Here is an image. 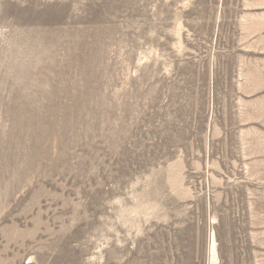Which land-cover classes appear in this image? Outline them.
I'll return each instance as SVG.
<instances>
[{
    "label": "rangeland",
    "instance_id": "rangeland-1",
    "mask_svg": "<svg viewBox=\"0 0 264 264\" xmlns=\"http://www.w3.org/2000/svg\"><path fill=\"white\" fill-rule=\"evenodd\" d=\"M0 264H264V0H0Z\"/></svg>",
    "mask_w": 264,
    "mask_h": 264
}]
</instances>
